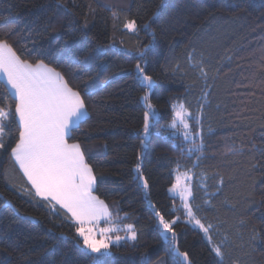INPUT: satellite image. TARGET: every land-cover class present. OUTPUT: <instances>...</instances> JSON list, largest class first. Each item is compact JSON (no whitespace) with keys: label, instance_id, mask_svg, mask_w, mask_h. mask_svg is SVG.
<instances>
[{"label":"trees","instance_id":"1","mask_svg":"<svg viewBox=\"0 0 264 264\" xmlns=\"http://www.w3.org/2000/svg\"><path fill=\"white\" fill-rule=\"evenodd\" d=\"M133 20L136 33L124 28ZM5 33L22 58L44 60L81 92L89 119L70 143L81 144L96 194L112 213L102 224H132L137 240L100 256L86 251L63 210L28 194L9 148L0 152V264H171L179 260L174 248L190 264H264V155L257 150L264 149V0H0ZM145 47L159 118L144 141L145 88L136 64ZM0 97L11 102L1 81ZM180 102L202 114V128L189 121L203 136L202 152L189 155L166 128L171 105ZM232 145L243 151L228 153ZM176 170H191L190 203L212 226L223 258L182 221L179 200L168 193ZM155 211L177 220L175 240L162 237Z\"/></svg>","mask_w":264,"mask_h":264},{"label":"snow or ice","instance_id":"2","mask_svg":"<svg viewBox=\"0 0 264 264\" xmlns=\"http://www.w3.org/2000/svg\"><path fill=\"white\" fill-rule=\"evenodd\" d=\"M124 28L133 33L138 31L134 20L127 22ZM147 54L148 48L145 47L139 52V61H143V64L139 61L136 64L137 77L145 88L142 99L146 106L143 125L146 136L149 134L150 121L159 118L150 98L155 81L145 71ZM23 56L24 53L18 54L14 47L10 33L0 36V80H3L11 101L5 104L3 97H0V152H7L10 148L8 154L12 162L18 166V170L31 186L26 190L29 195L47 202L50 210H63L68 221L78 225L75 232L82 239L83 248L97 256L104 255L112 246L125 240V236L116 235L113 238L109 235L117 231L115 228L100 229L97 233L93 227H85L86 224H98L102 218L112 215L109 206L96 194L97 178L81 144L70 143L74 140L73 132L89 119L85 99L80 91L70 86L65 74L56 67L42 59L32 62L22 58ZM201 75L206 77L203 69ZM88 94L92 95L93 92L90 90ZM171 109L172 120L166 126L171 130L170 134L174 135L178 129H182L184 138L193 143L195 151L202 152L203 136L199 131L193 135L189 123L195 121L202 128V114L193 116L182 102L178 107L173 103ZM197 139L199 143H196ZM257 150L264 155V149ZM227 151L237 154L243 149L232 145ZM181 154H184L183 151ZM188 154L191 155V150ZM199 159L197 156V164L194 166H198ZM190 171L178 172L169 192L179 196L188 222L198 227L211 242L209 233L212 226H205L197 218L196 209L189 202V198L194 199L192 186L184 181H191ZM144 187H148L146 180ZM196 207L198 209L199 206ZM154 214L158 218L162 235L167 238L166 234L171 233L175 240L173 225L177 220L169 222L159 211ZM126 238L137 240V231L132 224L126 226ZM176 251L182 261H189L187 252H179L178 249ZM212 251L215 256L223 258L220 246H214ZM171 264H181V260L173 257Z\"/></svg>","mask_w":264,"mask_h":264},{"label":"rangeland","instance_id":"3","mask_svg":"<svg viewBox=\"0 0 264 264\" xmlns=\"http://www.w3.org/2000/svg\"><path fill=\"white\" fill-rule=\"evenodd\" d=\"M99 1H101V2H103V3H105V4H107V5H111V4H114V5H117V4H121V3H123V0H99ZM179 106V104H177V107ZM155 119V118H154ZM150 123H151V121H150ZM174 135H177V136H180L181 138H182V140L184 141V143H186L187 144V146H186V149H187V153L189 152V150H195L194 149V146H193V143L191 142V141H189V140H186L185 138H184V136H183V131H182V129H178L176 132H175V134ZM194 135V134H193ZM143 138H144V141L148 138V135L146 136L145 134H143ZM143 145H145V144H143ZM139 168H137V166L134 168V173H135V175L139 178V181H140V183H141V185H142V187H143V190H144V192L146 193V188L144 187V177L143 176H141V175H139ZM184 173L185 171H180V170H176L175 171V173H174V183H175V176L177 175V173ZM190 175L192 176V179H193V174H192V172H190ZM192 179H191V181L189 182V181H184L185 183H190L191 184V182H192ZM170 189V188H169ZM169 189H168V193H169V195L171 196V197H176V198H178V200H179V204H180V207L182 208V210H183V213H184V219L182 220V221H184L186 224H188V225H190L191 227H193L194 229H197L198 231H200L201 233H202V235H203V238L205 239V241L210 245V248L211 249H213V247H214V245L212 244V242H209L208 240H207V238L205 237V235H204V233L201 231V230H199L198 229V227H196V226H194L192 223H189L188 222V218H187V216H186V213H185V210L183 209V207H182V203H181V200H180V198H179V196L178 195H175V194H173V193H170L169 192ZM190 199L191 198H189V202H190ZM169 222H171V221H169ZM103 223V222H102ZM102 223H98V224H93V225H85V227L87 228V227H93L94 228V231H96L97 233L99 232V230L100 229H105V228H115V229H117V231H114V232H111V233H109V235H111L113 238L116 236V235H121V236H125V240H128L127 238H126V226H118V225H115L113 222H110V223H108V224H102ZM120 231V233H118ZM161 235H162V232H161ZM168 235H170V233H167L166 234V236H168ZM162 237L163 238H165V235H162ZM97 238L99 239V236H97ZM81 239V238H80ZM82 240V239H81ZM123 241V240H122ZM121 241V242H122ZM120 242V243H121ZM119 243V244H120ZM174 250V254L175 255H177L178 256V258H179V260H181L182 261V259L179 257V255H178V253H177V251H176V248H174L173 249ZM214 252V251H213ZM90 253V252H89ZM107 254V253H106ZM94 255H96V254H94ZM183 262V264H190V262L188 261V262H184V261H182Z\"/></svg>","mask_w":264,"mask_h":264},{"label":"crops","instance_id":"4","mask_svg":"<svg viewBox=\"0 0 264 264\" xmlns=\"http://www.w3.org/2000/svg\"><path fill=\"white\" fill-rule=\"evenodd\" d=\"M1 82H3V80H0ZM4 83V82H3ZM14 164V163H13ZM15 165V164H14ZM15 167L17 168V170H18V166L17 165H15ZM19 171V170H18ZM19 173L21 174V176H22V178H23V180H24V182L29 186V188L31 187L28 183H27V181H26V178L23 176V174L19 171ZM109 220V217L108 218H102L98 223H102V222H107ZM93 224H96V223H93ZM93 224H86V225H93Z\"/></svg>","mask_w":264,"mask_h":264}]
</instances>
